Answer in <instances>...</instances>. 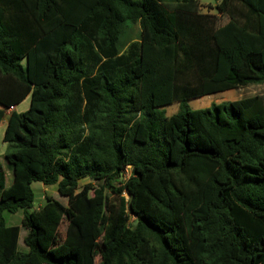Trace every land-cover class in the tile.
I'll return each instance as SVG.
<instances>
[{
	"label": "trees",
	"instance_id": "trees-1",
	"mask_svg": "<svg viewBox=\"0 0 264 264\" xmlns=\"http://www.w3.org/2000/svg\"><path fill=\"white\" fill-rule=\"evenodd\" d=\"M216 9L223 24L199 0H0V125L30 98L3 136L0 264H264V96L188 105L264 83V0ZM34 182L66 202L37 208Z\"/></svg>",
	"mask_w": 264,
	"mask_h": 264
},
{
	"label": "rangeland",
	"instance_id": "rangeland-1",
	"mask_svg": "<svg viewBox=\"0 0 264 264\" xmlns=\"http://www.w3.org/2000/svg\"><path fill=\"white\" fill-rule=\"evenodd\" d=\"M200 2L203 4V7H202V13L203 14H205L207 16H216V18H218V19L220 18L221 24H223L225 22V20L221 19V16L219 15L220 12L216 9L217 0H200ZM138 30H139V25L136 24L135 28L133 30L135 36H136V34H137L136 32ZM255 94H262L264 96V83L251 84V85L245 86V87H240V88L231 89V90L224 91V92H219V93H215V94H211V95L202 96V97L195 98V99H190L188 101V105L192 109H199V108H204V107L210 106L214 102L219 103L222 101H233V100H237L240 98L252 96ZM29 106H30V98L27 97L18 106V111L23 112L26 109H28ZM164 108L166 109L167 115H171V114H173L179 110V103L173 102L172 104L165 106ZM9 112L10 111H7V114H9ZM3 127H4V125L1 127V130L2 129L4 130ZM3 132L4 131H1V133H3ZM4 144H6V143H4L2 141V139L0 138V162L3 165V168L5 170V175H6L5 187H9L13 183V170L9 166V164L7 163V161L5 159V154L2 155L1 153H2L3 149H6L7 151H11V148H9L8 146H6ZM130 176H131V166H128L126 168V170L121 173L119 179L114 180L113 185L115 187H119L122 184V182H124ZM89 181H90V179L82 180L80 182V186H83L84 184L88 183ZM93 183L95 185H101L103 183V181H99V182L94 181ZM32 187L34 189L35 196H36V202H35L36 206L42 202H45V200L48 196L55 197V198H58L64 202H66L65 199L59 195L56 185L50 186V185H44L40 182H34L32 184ZM125 195L128 197V193L126 191H125ZM116 202H117V198L115 197L114 193L107 191L106 199H105L106 208L108 207L109 204L116 203ZM23 215H24V212L22 209H20L16 213L5 212L4 218H5L7 225H21ZM134 218L135 217L133 215L130 216V219H129L130 225H134V223H135ZM66 225H67L66 220H64L61 227H60V230H61L60 235L62 238L64 236V231L66 229ZM26 232H27L26 229L23 228L21 235H20L19 249L21 251L27 250V247L25 246L24 241H23ZM100 241H101V239H100Z\"/></svg>",
	"mask_w": 264,
	"mask_h": 264
},
{
	"label": "crops",
	"instance_id": "crops-1",
	"mask_svg": "<svg viewBox=\"0 0 264 264\" xmlns=\"http://www.w3.org/2000/svg\"><path fill=\"white\" fill-rule=\"evenodd\" d=\"M200 1V0H199ZM220 2V0H217V2H216V5L218 4ZM200 4H201V12H202V7H203V4L200 2ZM19 106V105H18ZM18 106L17 107H13V108H11L10 110H8V111H10L11 112V110L12 109H16V110H18ZM10 112H9V114H6V117H5V119H3V121L1 122V125H0V138L2 139V141H3V136H4V132H5V126H6V124H7V119H8V117H9V115H10ZM21 112V111H20ZM4 125V130L2 129L1 130V127ZM1 131H4L3 133H1ZM4 142V141H3ZM5 143V142H4ZM4 145H6V146H8V144L6 143V144H4ZM6 152H7V150L6 149H3V151H2V155H4V154H6ZM40 202V201H39ZM44 204V202H42V203H40V204H38L36 207L38 208V207H40L41 205H43Z\"/></svg>",
	"mask_w": 264,
	"mask_h": 264
},
{
	"label": "water",
	"instance_id": "water-1",
	"mask_svg": "<svg viewBox=\"0 0 264 264\" xmlns=\"http://www.w3.org/2000/svg\"><path fill=\"white\" fill-rule=\"evenodd\" d=\"M128 196H129L130 199L132 198V195L131 194H129Z\"/></svg>",
	"mask_w": 264,
	"mask_h": 264
}]
</instances>
